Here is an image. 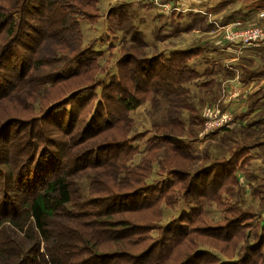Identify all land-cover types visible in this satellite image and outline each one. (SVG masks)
<instances>
[{
	"label": "rangeland",
	"instance_id": "obj_1",
	"mask_svg": "<svg viewBox=\"0 0 264 264\" xmlns=\"http://www.w3.org/2000/svg\"><path fill=\"white\" fill-rule=\"evenodd\" d=\"M23 1L0 0V16H7L9 13L3 12L6 11L2 9L3 7L19 9L20 6L24 7ZM90 1L64 0V8L61 9L62 14L60 15V8H56L55 4L52 6L48 4L47 8L41 4V1L30 0L31 13L24 15V17L21 16L18 32L16 29L13 30L17 34L13 32L4 34L0 31V49L3 50L5 46H14L17 52V54L15 53L16 57H12L11 54L5 58L1 65L2 68L0 66V74L3 76L9 74L8 79L10 81H18L16 86L10 85V88H19L11 97L0 99V170L2 167L5 173H13V169L16 170L22 166L18 172L25 168L27 175L22 180L25 185H28L27 181L34 176L43 180L41 173L46 169L43 168L40 171L43 164L54 166V172L64 164L67 171L73 172L72 176L77 182L75 187H77L78 196L80 195L86 202L90 199L100 201L102 205L99 210L103 214L105 211L101 208L105 207V202L122 196L118 201L115 199L110 208V214L119 211L118 215L115 217L110 215L107 218L98 217L99 221H105L102 223L103 226L99 233L95 234L93 230L86 229L85 224L74 223V228L84 240V246L87 245V242L89 246H92L93 244L89 240L95 238L103 246V252L94 248L95 251L103 255V257L100 256L102 259L108 260L105 255L115 256L113 254L128 252L129 250L133 253L144 251L145 254H148L151 245L159 244L162 249L165 242L164 231L166 230L164 228L167 224L174 219L183 218L184 215L188 218L193 217L192 210H195L196 204L190 200H193L194 197L192 195L187 198L183 192L184 184H187L189 178L184 177V181L179 184L175 176L168 174L171 169L181 168V170L189 171L191 174L195 173L204 167L206 168L213 160L231 156L230 154L236 150L239 144L253 145L262 138V133L251 129L250 126L249 129L244 128L243 131L230 130L228 133H224L222 128L228 127L230 124L219 128L222 131L218 129L220 132L217 131L218 133L213 134L204 129L205 112L211 108L213 111L219 110L223 102L222 93L225 88L222 84H218L221 77L225 75L222 68L216 74L203 73L184 82V91H178L180 96L175 99L174 96L177 95L173 96L174 92H172L167 99L161 94H154L155 92L148 90L153 87V85L150 86L151 79L149 78H157L161 70L157 63L150 60H158L167 49L190 48L202 44H205L203 48L212 47L210 42H204L206 35H202L203 32H209L213 36L212 45L214 43L234 44L241 48L253 46L261 40L264 41V11L245 10L243 14H239L238 11L243 6L240 1L228 5L224 9L220 8L221 10L218 11L219 4L227 0H203L199 6L202 8L201 13L177 10L167 13L161 7L143 3L140 0ZM164 1L165 4L171 5L172 3L173 6H176L174 2H182V0ZM48 2L50 3V1ZM69 6L75 7L77 12L71 13L68 9ZM37 7L39 10L36 13L32 12ZM161 11L167 14V20L163 18L158 24L154 23L161 17L158 15ZM78 12L84 14L80 17L78 29L71 31L63 29L65 24L66 27L72 23L71 16ZM48 14L49 19L55 17L57 21L54 35L51 31V24L42 23ZM195 16L205 17V20L194 19ZM209 21L211 26H209ZM174 23L176 24L174 25ZM166 24H169V28L166 30L169 32L173 30L171 27L178 25L182 35L163 38L165 32L163 27ZM190 24L202 25L203 31L197 32L189 28L192 26ZM33 26H38L43 31L47 29L51 38L43 41L32 30ZM257 28L263 30V35L254 43L246 40L242 42L241 38L237 36L241 30H255ZM22 33L24 34L22 35ZM27 33H31V39L26 36ZM18 34H21L20 39L14 41L12 38ZM135 36L143 44L138 43ZM7 52L8 50L5 53ZM202 55L203 53H200L189 60L192 64L197 61L194 65L201 70L208 63V60ZM75 59L78 60V63L73 61ZM144 61L150 62L146 64L148 70L142 72L140 68L143 64L140 63ZM22 65L24 70H28L30 66L33 68L28 78L19 79L20 73L15 71ZM119 70L128 74V79L124 84V94H133L141 98L143 102L138 108L127 113L130 119L126 123H120V125L111 128L109 126L114 123L116 116L113 115L112 120H109L108 117H97V112H101L99 106L104 100L103 94ZM53 78L67 79L58 83L60 85L56 87L50 84H40L44 81L52 83ZM237 79L238 76H229L227 84H230L229 87L233 86L232 93L237 92L239 87L243 88L241 84H237L239 81ZM159 87L161 88V84ZM116 93L121 92L117 91ZM214 93L219 95L213 96ZM211 96H213L212 100L209 98ZM109 102H113V100H109ZM64 106L66 115L53 113ZM69 115H73L74 124L71 126H69ZM93 118L97 122L90 127ZM102 118L105 119V123L102 122ZM39 119L42 123H39L38 129H35L33 125ZM24 122L29 125L27 126ZM12 124L14 126L11 127ZM15 124L21 125L18 139L16 138L17 125ZM118 126L119 128H117ZM164 135L171 139H181L183 151L189 153L188 149L190 148L193 157L183 158L174 151L172 145L176 144V140L171 141V146L166 145L167 147L164 148L162 144L165 143H161L160 147L154 148L153 146L160 143L157 139L164 137ZM12 139L19 143L16 152L22 150L21 161L19 165L15 166V162L9 157L8 163L6 162L7 156H9L6 153L8 144ZM127 140H129L128 147L132 152L130 151V155L123 158L121 166L101 168V165L94 164L97 157L94 155L87 156L94 146L103 151L100 157L106 160L109 154L115 152L116 147H123ZM33 147L35 151L38 148L40 153L43 151L42 164L29 168L30 165L23 162L30 160ZM79 149L81 152H78ZM119 149L122 148L117 150ZM125 149L127 148L125 147ZM80 159L82 160L80 161ZM43 160L45 161L43 162ZM59 160L63 161L61 165H59ZM164 160L167 164H163ZM87 165L90 167L85 169ZM136 169H147L145 178L141 179L140 182H136L130 175L131 171ZM5 173L0 174V210H4L5 206H13L8 202H14L11 200L13 197L5 200L3 195L6 192V188L4 190ZM93 179L95 182L92 181ZM238 179L237 187L233 191L225 193L224 199L229 202L240 201L246 207L255 205V212L263 214L264 203H259L252 197L251 191L254 190L252 184L247 182L246 177L239 174ZM162 181H165V185H161ZM143 183H146L144 190H149L148 199L159 200L155 202L154 210L138 212L134 209L139 208L136 206L142 204L147 196H135L128 200L126 194ZM17 184L21 185L18 180ZM10 185L15 188L16 183H10ZM16 191L17 189H15ZM111 191L113 194H110ZM198 205L200 211L203 210L205 219L208 217L212 223H217L218 220L222 219L223 210L217 202H211L206 199V196H203ZM158 215L159 218L156 219V223L148 225L154 216ZM193 219L195 220V218ZM206 222L201 225H205ZM26 223H23L22 228L17 230L19 236L27 237L29 234L26 232ZM144 224L152 228L148 229ZM189 225L187 223L184 227ZM56 230L57 232L60 231V227H56ZM176 231H178L177 226ZM127 233L130 236L121 237L122 234ZM88 236L90 237L86 242L85 238ZM192 236L194 242L190 245L191 250L189 247L188 252V248L186 251L180 247L177 260L172 258L165 264L185 262L184 260H187L189 256L187 254L196 247H199L200 250H213L211 245L207 244L206 237H196V234ZM27 242H30L28 238ZM72 244L77 246L78 243L74 240ZM75 245H72L71 248L65 247L60 252L54 247V254L59 253L64 258L68 257L70 259L68 264H74L80 259V257H75L73 260L76 254ZM68 252H70V256L67 255ZM213 253L221 256L218 252ZM159 254L161 255L160 252ZM29 255H31V251ZM221 258L223 261L229 259L226 256H221ZM155 259L154 264H161L160 260ZM202 260L209 261L214 260V258L206 255ZM98 262L100 261L95 263ZM129 262L136 264L133 260H129ZM194 264H198V260L194 261Z\"/></svg>",
	"mask_w": 264,
	"mask_h": 264
},
{
	"label": "trees",
	"instance_id": "obj_2",
	"mask_svg": "<svg viewBox=\"0 0 264 264\" xmlns=\"http://www.w3.org/2000/svg\"><path fill=\"white\" fill-rule=\"evenodd\" d=\"M38 1H41V4L45 5L47 8L48 4L49 6L55 4L56 8H60V15L62 14L61 9L64 8V0ZM48 1H50V3ZM238 1L243 4L242 8L238 11L239 14H243L245 10L264 11V0H227L219 4L217 10L219 11L224 9L228 5L234 4ZM23 3H25L24 7L20 6L19 9H10L8 7L2 8L6 10L3 12H9L7 14L9 17L4 15H1L3 17L0 16V31H2V33L6 34L8 32H13L14 34H17L13 30L16 29V32H18L21 16L24 17V15L31 13L30 0H24ZM68 9L71 11V13L77 12L75 7L72 8L69 6ZM38 10L39 8L37 7L34 8L32 12L34 11L36 13ZM81 15L84 16V14H80V12L72 15V23L66 27L65 24L63 29H68V31L77 30ZM73 17H75V19H73ZM56 22L57 21L55 17L49 19L48 14L44 17L42 23L45 25L51 24V31L54 35L56 32ZM32 30L37 33L38 37H41L43 41L49 40L51 38V34L47 32V29L46 31H43L38 26H33ZM23 34L24 33H22V35ZM20 36L21 34H18L12 39H14V41H18ZM26 36H28L30 39L32 38L31 33H27ZM4 39H6L5 36ZM136 41L140 44H143L138 39H136ZM5 47L3 48L4 51L2 48L0 49V66L3 64L5 58L9 57L11 54L12 57H16L15 53L17 54L15 51L16 48L14 46ZM7 50L8 52L5 53ZM201 50H203V48L200 47L193 48L191 50L178 49L172 51L170 54H166L165 52L162 53L158 60H150L157 63L161 70L160 74L157 75V78H149L151 79L150 86L153 85V87L148 90L155 92L154 94H161V96H164L167 99H169L171 93L174 92L173 96L177 95L174 96V98H178V96H180L178 95V91H184V82L192 80L200 74L197 69L190 64L189 60L199 55ZM73 61L78 63V60L76 59ZM149 62L144 61L143 63H140L143 64L140 68L142 72L148 70L146 68V64ZM15 71L20 73L19 79L23 77L28 78L29 74L32 73L33 68L30 66L28 70H24L22 65ZM8 77L9 74H6L5 76L0 74V99L4 97H11L12 94L17 92L19 89H12V87L10 88V85H13V87L16 86L18 81L12 82L8 79ZM66 79L58 80V78H53L52 83L44 81L40 84H50L56 87L60 85L58 83L66 81ZM127 79L128 74L122 72V70H119L118 73H116L114 80L106 88V92L103 94L104 100L99 106L101 112H97V117H108L107 119L109 120H112L113 115L116 116L114 123L109 126L111 128H114L116 125H120V123H126L130 119L127 116V113L138 108L143 102L141 98H138L133 94H124V84L126 83ZM159 84H161V88L159 87ZM117 91H120L121 93L117 94ZM109 100H113V102H109ZM177 105L179 104L177 103ZM65 106L55 110L53 113H57L58 115H66ZM182 107L184 108V106ZM72 117L73 115H69L71 121H69V126L74 124ZM104 118L101 119L103 123H105ZM96 122V119L93 118L90 127L95 125ZM18 123L21 125L23 124L20 122ZM25 123L27 126L29 125L27 122H24V124ZM39 123H42L40 119L34 123L33 127L38 129V125H40ZM15 125H17L16 138L18 139L20 137L19 134L21 131V125ZM12 126L14 125L12 124L11 127ZM117 128H119V126ZM225 128L227 127L222 129ZM216 131L212 132L211 134L215 133ZM170 139L171 138L169 136L164 135V137L157 139V141L160 143L153 147L158 148L161 146V143H165L162 144V147L165 148L167 147L166 145L171 146L172 140H176V144L172 145L174 151H176L183 158L193 157V152L190 148L188 149L189 153H185L183 151L184 149L182 148L181 139ZM14 140L12 139L8 144L6 153L9 156H7L6 162L8 163L9 157L10 160L15 162V166L17 164L19 165V162L21 161L20 157L22 155V150L20 149L18 152H16V149L18 150L17 147L19 146V143ZM128 142L129 140L124 143L123 147H116L115 152L113 154H109L106 160H103V158L100 157L103 151L94 146H92L93 148L91 149V152L87 154V156L94 155L97 157V159L94 160V164L101 165V168L106 169L114 166H121V164H123V158L126 155H130L132 152V150H130L128 147ZM125 147L127 149H125ZM118 148L122 149L117 150ZM246 151V145H238L236 150L230 154L231 156L213 160V162L206 166V168L204 167L192 174L189 173V171L181 170V168L171 169L168 174L175 176L178 181L177 183H182L184 181V177L189 178L187 184H184L183 192L184 196H187V198L188 196L192 195L194 197L193 200H190V202H195L196 204L195 210H192L193 217L188 218L184 215L183 218L185 219H174L169 224H167L166 228H164L166 230L164 231L165 242L163 243L162 249L159 247V244L156 246L151 245V250L148 254H145L144 251H141L140 253H133L129 250L128 252L118 253L122 255H105L108 260L102 259L101 257H103V255L95 251L94 248H96L97 251L103 252V246H101L99 242L95 240V238H91L89 240L92 242V246H89L87 242L90 236L85 238L87 245L84 246V240L74 228V223L77 222L79 224H85L87 227L86 229L93 230L95 234L99 233L101 231V227L103 226L102 223H105V221L100 220V222L98 217L107 218V216L110 215L112 217L118 215L119 211L110 214V208L114 204V200L117 199L118 201L120 198H122V196L115 198L112 201L109 200L105 202V207L101 208V210L103 209L105 211L104 213L107 214L105 215L99 210V207L102 205L100 201L90 199V201L86 202V200H83L80 195L78 196L76 189L77 187H75L77 186V182L72 176L73 172L67 171L64 164L58 167L56 172H54V166H47L43 164V166L40 168V171L43 168H46L41 173L43 180H40L34 176V178H30L27 181L28 185H25L24 181L22 180L25 179L27 175L25 174V168L18 172V170L21 169V166L16 170L13 169V173H5V170L1 167L0 174L5 173L4 190L6 188V192L3 195L6 198L5 200L11 199L13 197L11 200H14V202H8L13 206H5L4 210H0V264H68L70 259L68 257L64 258L62 255H59V253L55 255L53 249L55 247L60 252L65 247L71 248L72 245H75L72 244L74 243V240L78 244L77 246H74L76 249V254L73 257V260H75V257H80V259L85 258L84 260H77L74 264H132V262H129V260L135 261L136 264H154V258H156L155 260H160L161 264H165L172 260V258L177 260L178 249L180 247H183V249H186V251L188 248L189 252V247L194 242L193 238L191 237H193L192 235L195 234L196 237H206L207 244L211 245V248H213L215 251L211 250V252L207 250H200L199 247H196L191 253L187 254L189 255L188 259L184 260L185 262L179 264H194V261L196 260H198V264H264V224L260 221L257 211L255 212V208L253 206L246 207L240 201L229 202L223 197L225 193H229L230 191H233L235 187H237L236 185L238 180L236 176V168L240 160L246 156ZM78 152H81V149H79ZM42 156L43 151L40 153L39 148L35 151L33 147V153L31 154L30 160L23 163L30 165L29 168L34 167L37 164V166H39L42 164ZM62 160L58 161L59 165L63 163ZM81 160L82 159H80V161ZM44 161L45 160H43V162ZM163 164H167V162L164 160ZM86 167L90 166H85V169ZM52 172H54V174H52ZM146 172L147 169H136L133 172L131 171L130 175L136 182H140L141 179L145 178ZM17 180L21 185L17 184ZM92 181L95 182V179ZM10 183H16L15 188L11 187ZM145 185L146 183L140 184L138 188H134V190L126 194L128 196L126 199L128 200L134 198L135 196H147V198H144L142 201V204L136 206L139 208L134 209L138 212H142L143 210H145L144 212L154 210L156 205L155 202L159 200L148 199L149 190H144L146 189ZM161 185H165V181H162ZM15 189H17L16 192ZM256 191L258 193L261 192L260 189ZM110 194H113V192L111 191ZM200 196L201 198H198ZM203 196H206V199L211 202H217L218 206L223 210V217L221 220H218L217 223H212L210 221L211 219L208 217L205 219L202 212L203 210L200 211L198 203ZM262 203H264V200ZM157 218H159V215L154 216L153 220L150 221L148 225L156 223ZM193 218H195V220ZM21 221L23 223L28 222L25 224L26 232L29 233L27 237L18 235L19 232L17 230L21 229L23 224ZM205 221H207L206 224L202 226L201 224ZM179 223H181V225H179ZM187 223L190 225L184 227V225H187ZM148 225L144 224L146 228L151 229L152 227H149ZM58 226L60 227V231L57 232L56 227ZM176 226L178 227V231H176ZM127 236H130V234L127 233L121 235V237ZM27 238L30 240V242H27ZM57 245H59V247H56ZM30 251L31 255H29ZM213 252H218L219 255L224 257L226 256L229 258L228 261H223L221 256H218ZM69 253L70 252H68L67 255L70 256ZM206 255L213 257L215 263L214 260H202V258H204ZM97 261L100 262L95 263Z\"/></svg>",
	"mask_w": 264,
	"mask_h": 264
},
{
	"label": "crops",
	"instance_id": "obj_3",
	"mask_svg": "<svg viewBox=\"0 0 264 264\" xmlns=\"http://www.w3.org/2000/svg\"><path fill=\"white\" fill-rule=\"evenodd\" d=\"M202 1L203 0H182V2L177 1L174 3H176V6L181 7V12L195 11L201 13L202 8L199 6ZM158 15L161 16V19L158 18L154 23L158 24L160 21H162L163 18H165V20H167L166 18H168L167 14L163 11L158 13ZM195 18L205 20V17L201 16H195L194 19ZM175 24L176 23H174V25ZM190 25L192 26H189V28H192L197 32H200V30H202V25ZM209 26H211V23L209 24ZM168 28L169 24H166L163 27V29L165 30V35L162 33L164 36L163 38H168L169 36L177 37L182 35V32L180 31L178 25L175 27H171L173 29L172 32L166 31ZM204 34L206 35L204 37V42H210V45L212 47L203 48L205 44H202L190 48L186 47L167 49V51L165 50L166 52H164L166 54H170L172 51L178 49L191 50L193 48L200 47L203 48V50H201V53H203L202 57H205L208 60L206 67L201 70L194 65V63H196L197 61H194L193 64L192 62H190V64L195 67L200 74H216L217 71H219L221 68L222 70H224L225 75L221 77L218 83L219 85L222 84L223 88H225L222 93L223 102L221 106L232 116V122L230 126L223 129V132L228 133L230 130L243 131L245 130L244 128L249 129L250 126L251 129H255L262 133V138L257 140L255 144H244L247 146L246 156L240 160L236 168L237 173L242 177H246L247 182L249 184H252V188L254 189L253 191H251V193L253 194L252 197L254 198V200H257L260 203L264 200V41L261 40L253 46L247 48H241L234 44L214 43L213 46V36L209 34V32H203L202 35ZM204 50L206 51L204 52ZM231 75L238 76L239 81L237 82V84H241L243 86V88L239 87L238 91L234 93V97H231L233 86L229 87L230 84H227L229 76ZM216 95L219 94L214 93L213 96ZM213 96L209 98L212 100ZM238 174L237 180H239ZM248 187H250V185H248ZM258 189H260L261 192L258 193L256 191ZM252 206L255 208V205ZM263 214L258 213V217L264 224Z\"/></svg>",
	"mask_w": 264,
	"mask_h": 264
},
{
	"label": "built area",
	"instance_id": "obj_4",
	"mask_svg": "<svg viewBox=\"0 0 264 264\" xmlns=\"http://www.w3.org/2000/svg\"><path fill=\"white\" fill-rule=\"evenodd\" d=\"M140 1L161 7L167 13L173 10H177V11L181 10L180 6H173L172 3L171 5L165 4L164 0H140ZM262 35H263V30L260 28H257L255 30H249V29L241 30L237 34V36L241 38L242 42L246 40V41L253 42V43L261 39ZM234 96L235 94L232 93L231 97H234ZM210 110L206 111L205 112L206 114L204 113L205 119H206L204 129H206V131L214 132L221 127L231 124L232 116L229 114L227 110H224L222 106L219 110L213 111L212 108Z\"/></svg>",
	"mask_w": 264,
	"mask_h": 264
}]
</instances>
